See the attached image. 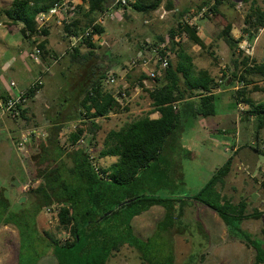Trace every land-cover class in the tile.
Masks as SVG:
<instances>
[{
  "label": "rangeland",
  "instance_id": "rangeland-1",
  "mask_svg": "<svg viewBox=\"0 0 264 264\" xmlns=\"http://www.w3.org/2000/svg\"><path fill=\"white\" fill-rule=\"evenodd\" d=\"M75 1L77 5L86 9L87 0ZM134 1L131 0L130 3ZM213 1L161 0L156 10L146 14L134 11L128 4L127 8L115 7L103 14L91 16L95 17L93 24L100 25L104 30L103 34L92 36L93 49H90L82 41L83 39L71 48L70 34L67 33L64 25L57 24L61 30H54L52 33L55 39H52L50 53L47 52L45 55L41 53L37 60V63L45 62L41 60L44 56V60L50 65L49 73L38 75L41 88L36 95L37 100L27 101L28 110L24 115L25 119L0 116V204L7 203L9 211L18 213L22 210H32L37 204L38 198L33 191L41 183L37 178L40 168L38 160L42 155L39 145L47 141L48 135L54 132V126L61 127L58 138L65 153L73 148L85 149L89 161L98 170L108 169L115 158L100 156L107 133L153 112L147 89L141 88L139 84L143 79L141 76L143 71L132 68L131 61L138 50L151 48L154 42H158V37L166 38L170 29H175L178 23L187 21L195 26L196 35L205 44L199 47L185 38L179 41L178 48L192 58L196 72L206 71L214 80L212 93L217 94L214 104L217 115L215 119H220L219 127L214 133L205 123L211 118L197 121L184 113L182 130L177 133L175 145L163 150L162 154L171 158L170 164H175L173 167H177L179 175H175L171 181L158 183V169L161 163L151 164L140 174V183L134 187V193L181 199L192 196L201 190L215 170L232 156L231 171L220 192L233 203L244 200L247 213L257 211L261 214L257 219L244 220L241 226L264 241V124L258 130L256 139L253 134L256 130V120L246 114L251 110L250 106L246 102L235 105L233 100V94L235 95L236 91L242 88L245 99L250 100L254 105L261 103L264 98V81L261 77L256 75L247 77L246 80H251L247 86L239 79L244 68L241 61L243 57L248 58L247 62L250 65L264 63V28L259 30L253 44L250 45L246 38L240 41V29L243 27V20L249 12L252 0H244V2L231 0L235 5L223 1L217 8V14L199 15L204 3ZM11 3L12 0H0L1 26L10 24L4 11ZM254 3L264 9V0H255ZM53 20L57 22V19ZM51 22L46 27L48 33ZM72 23L73 21L70 24ZM89 26L88 18L80 16L79 29L82 31H78V34L82 35L83 30ZM226 27L231 28L235 40L240 41L235 54L221 37V31ZM42 39L39 38V41ZM29 43L31 48L36 45L32 41ZM77 46L81 53H85L88 49L94 51L96 58L92 60L93 65L88 64L86 69H82L70 63L71 52ZM164 46L170 48L169 40L166 39ZM168 52L172 62L175 63L174 51ZM92 66L99 67L103 73H111L114 76L113 86L106 83V79L102 80L104 89L123 95V107L117 108L105 118L94 120L98 129L93 134L90 133V124L79 105L82 95L76 92V89L79 90L81 80L91 75V71L94 70ZM65 99H67L66 103L63 102ZM230 113L235 114L234 120L227 118L224 121V118H221ZM232 121L235 130H232ZM58 123L61 124L56 125ZM212 127L215 128V126L210 128ZM222 128L228 130L227 133L220 132ZM77 132L81 134L80 141L72 144L71 135ZM26 134L28 141L24 144L23 150L19 151L16 144L21 141V136ZM233 146L238 147L235 152H232ZM255 147L260 152H255ZM64 162L67 167L71 166L68 158L65 157ZM170 164L167 163V168ZM48 165L52 167L53 162L49 161ZM21 198L23 201L19 202ZM53 206L57 210L56 206ZM47 209L42 208L35 218V230L38 236L46 243L50 240L64 242L68 235L57 229V217L52 215V211L50 214ZM187 211L192 210L187 209ZM178 220L182 229L184 224L180 218ZM18 238V232L13 225L0 228V264H16ZM29 243L28 235L22 250V264H32L36 258L29 248ZM146 243L151 264H169L170 259L174 264H185L189 252L202 256L201 259L193 256L190 259L191 264H253L254 261L253 249L230 238L227 233L222 239L211 240L209 246L204 249L197 248L200 244L198 239L187 241L174 235L170 236V239L165 235H157ZM190 244L194 245L192 249ZM5 245H10L9 253L5 251ZM42 248L41 246L39 249L41 257L38 264H57L56 261L63 264H83L85 261L84 257L78 256V250L70 251L53 246ZM54 253L56 260L52 256ZM106 264L146 263L133 248L126 246L113 253Z\"/></svg>",
  "mask_w": 264,
  "mask_h": 264
},
{
  "label": "trees",
  "instance_id": "trees-1",
  "mask_svg": "<svg viewBox=\"0 0 264 264\" xmlns=\"http://www.w3.org/2000/svg\"><path fill=\"white\" fill-rule=\"evenodd\" d=\"M55 1L57 0H12L11 5L4 11L11 23L22 24L21 35L24 38L32 39L37 44L40 55L41 53L45 55L48 52L46 49L48 31L46 29L42 31L43 39L39 41L36 35V16L47 11ZM223 1L235 5L231 0L206 2L201 7V9L207 8L204 15L217 14V8ZM254 1H251L249 12L243 20L239 37L240 41L246 38L250 45L253 44L259 30L264 28V9L257 6ZM160 2L161 0H135L129 5L134 11L146 14L156 10ZM86 4V9L77 5L75 15L68 24H64V28L70 35L78 36V31H82L79 29L80 16L83 15L88 18L92 32L89 37L82 41L90 49H93L92 36L103 34L104 30L100 25L93 24L95 17L91 16L103 14L109 11L111 6L108 5L107 0H87ZM115 7L117 8V6L113 8ZM72 21L73 23L70 24ZM87 29H84L82 34ZM230 30L229 27L224 28L221 31V37L229 48L234 50L235 54L238 50L237 44L240 41L231 36ZM183 35L199 47L204 45L196 35L195 26L190 25L187 21L178 23L175 29L169 30L166 38L158 37V42L152 44V46L164 45L166 39L169 40L170 44V48L164 46L160 50V54L167 59V68L161 77L152 81V89L146 88L153 111H157L159 117L151 119L149 115H145L124 124L118 130H110L107 133L100 156L102 158H116V162L108 170L99 168V172H95L85 149L73 148V150L65 153V149L60 146L58 138L60 126H54V132L48 135L47 141L39 145L42 155H40L41 159L38 160L40 168L37 172V178L41 180V183L33 191L38 198L37 204L32 207V210H22L19 213L9 211L5 202L0 204V225H13L18 231V264H22V250L28 235L30 236L29 248L36 257L32 264H36L41 257V250H39L41 246L43 248L53 246L70 251L78 250V256L85 258L83 264H106L110 253L118 250L119 246L124 244L134 247L138 251L140 259L146 264H151L150 255L147 253V243L137 241L134 238L104 239L101 249L85 251L84 248L87 245H84L82 241L81 232L94 224L96 220L115 217L120 211L126 213L125 228L130 229L129 222L133 216L141 214L154 205L162 206L169 213L173 208L174 201L182 202L184 199L196 201L214 211L224 221L230 238L236 239L253 249V264H264V241L244 230L241 226L244 220L257 219L261 214L257 211L247 213V205L244 200L233 203L217 191V187L221 188L224 185L225 179L231 171L232 156L216 169L204 187L192 196L177 199L176 197L162 198L134 193L138 174L157 161L160 153L172 144L175 131L180 125L184 113L193 118H207L215 115L216 95L211 93L214 89V80L206 71L196 72L192 58L178 48ZM167 50L174 51L175 63L172 62L169 52H164ZM95 58L94 51L88 49L85 53H81L77 46L71 52L70 63L78 68L86 69L88 64L89 66L93 65L92 60ZM241 61L244 68L239 79L246 83L245 86L251 83V80H246L251 75L259 76L264 81V63L250 65L247 62V57H243ZM92 67L94 70L91 71V75H87L81 80L79 90L76 89V92L82 95L79 105H81L84 116L90 124L91 134L98 129L94 122L95 119L105 118L122 106L115 99L114 91H108L103 87L102 80L106 79L107 74L103 73L99 67ZM142 74L144 76L141 75L143 79L139 84L141 88H145L142 81L148 77L144 72ZM36 83L25 90L28 100H32L41 88V83ZM7 97L8 94H0L2 100L7 99ZM233 100L235 105L246 102L250 106L251 110L246 114L256 120V130L253 134L257 139V132L264 124V98L261 103L254 105L250 100L245 99V92L242 88L236 91L235 95L233 94ZM66 101L67 99L63 102L66 103ZM27 110L28 106L26 105L14 118L22 117L25 119L24 115ZM80 137L79 132L72 134V144L77 143ZM254 150L257 153L260 152L256 147ZM65 157L70 160V167L66 166ZM49 161L53 162L52 167L48 165ZM45 165L48 166L44 167ZM53 205L57 209V229L65 232L68 237L64 242L50 240L49 243H46L35 230V218L42 208H50ZM53 255L55 256V253ZM193 256L202 258L198 254H190L185 264H191L190 259ZM57 258L59 259V257ZM59 264H63V262L60 263L59 261ZM169 264H174L172 259L169 260Z\"/></svg>",
  "mask_w": 264,
  "mask_h": 264
},
{
  "label": "crops",
  "instance_id": "crops-1",
  "mask_svg": "<svg viewBox=\"0 0 264 264\" xmlns=\"http://www.w3.org/2000/svg\"><path fill=\"white\" fill-rule=\"evenodd\" d=\"M74 3L75 0H72ZM10 22V21H9ZM50 32L48 33L47 39V46L46 49L50 53L52 49V33L54 30L60 31V27L57 25V22L54 20L50 23ZM22 28V24L20 23H11L8 25L1 26L0 22V94H8V95H15L20 91H25L27 88L31 87L36 81L40 82L37 78H39V74L49 73L50 65L49 63L44 60L45 57L43 56L41 60L45 61L42 63H37L38 61H34L32 56L34 55V49L31 48L29 42H33L32 39L24 38L20 30ZM232 31V30H230ZM231 33V32H230ZM234 38V36L231 34ZM55 39V38H54ZM235 39V38H234ZM70 42V41H69ZM205 44V42L203 41ZM11 49V52H10ZM22 50V51H21ZM26 52V54L24 52ZM26 55L28 57L26 58ZM41 56V55H40ZM262 61V60H261ZM10 82H14V86L10 87ZM212 93V92H211ZM214 94V93H212ZM216 94V93H215ZM217 95V94H216ZM38 96H35L33 99L37 100ZM110 115V114H109ZM234 113L226 114V116H222L224 121L227 118H231L234 120ZM5 116V115H0ZM190 116V115H189ZM159 117L157 111H153L149 114V118L156 119ZM192 117V116H191ZM217 115H213L207 118H211L210 121H206V126L209 130H212L214 133L217 132V127H219L220 119H215ZM193 120L199 119H206V118H193ZM225 125V124H224ZM232 130H235L234 121H232ZM211 126H215L210 128ZM223 127V126H222ZM182 130V121L180 125L175 131L174 140L172 144L168 145L164 150L172 148L176 143V138L178 136V132ZM228 130L222 128L220 132L227 133ZM238 147L233 146L232 152H235ZM160 156L157 161L153 162L152 164L161 163V167H159L158 178L159 182L164 181H171L174 179L175 175L177 174V167L174 168L175 164H170L171 158L166 155ZM111 158V157H106ZM115 158V157H113ZM112 160V159H111ZM116 162L112 160V164ZM167 163L172 165V167L167 168ZM111 164V165H112ZM108 167V169L111 167ZM106 169V170H108ZM138 174L137 185L140 183V174ZM108 174V172H107ZM136 185V186H137ZM220 187H217V191L220 192ZM221 193V192H220ZM222 195V194H221ZM179 199V198H177ZM190 209L192 211H187ZM176 217V218H175ZM178 218L181 219L182 224L184 227L181 229V223L179 222ZM126 213L124 211H120L115 217L107 218L104 220H96L94 224L89 226L85 231L81 232V238L84 242V245H87L84 249L85 251H93L97 249H101L102 241L106 240H116V239H131L134 238L137 241L146 243L148 240L154 238L155 236H179L184 240H192L198 239L200 244L197 245L199 249H204L209 246V242L211 240H218L222 239L223 236L227 233L226 226L224 221L210 208L204 206L196 201L190 199H184L181 201H174L173 208L166 212V210L162 206H151L148 210L142 212L139 215L133 216L129 222L130 229H126ZM2 225H0V228ZM180 227V228H179ZM17 230V229H16ZM18 232V231H17ZM129 234V235H128ZM228 235V234H227ZM19 237V236H18ZM187 238V239H186ZM8 246H4L6 249L5 251L9 253L11 248ZM133 248L137 253L138 251L134 248L129 246L128 244H124L119 246L118 250L112 251L110 256L118 252L119 249L124 247ZM194 245L190 244V248L192 249ZM1 248V247H0ZM173 249V248H172ZM18 251H19V238H18V245L16 251V264H18ZM173 255V250H172ZM139 255V253H138ZM190 255V252L188 256ZM56 260V257L52 255ZM37 261L36 264H38ZM57 264H59L56 261Z\"/></svg>",
  "mask_w": 264,
  "mask_h": 264
},
{
  "label": "built area",
  "instance_id": "built-area-1",
  "mask_svg": "<svg viewBox=\"0 0 264 264\" xmlns=\"http://www.w3.org/2000/svg\"><path fill=\"white\" fill-rule=\"evenodd\" d=\"M112 1L109 8L110 10L113 9L114 6L117 7H128L127 5L131 2V0H107ZM77 4L70 0H57L53 3L51 7L47 11L41 12L36 16V35L38 38H43L42 31L46 29L49 22L53 19H57V24L64 25L68 24L75 12L77 10ZM207 11V8H202L199 15H204ZM107 12V11H106ZM105 13V12H104ZM112 17V16H110ZM190 24V23H189ZM92 28L89 27L84 34L76 36V35H69L70 40V47H74L76 43L84 38H87L91 35ZM184 35L182 39H185ZM178 41V39H177ZM164 45L158 44L157 46H152L151 48L145 49L142 48L138 50L135 54V57L131 61V67L137 68L138 70H142L145 75L148 77L147 79L143 80V86L147 89H152V81L162 76L163 71L167 68L168 62L166 57L160 54V50H162ZM168 53V51H164ZM40 56V50L35 46L34 55L32 56L34 61L38 60ZM37 83H40L36 81ZM106 83L113 86L115 84V78L111 73L106 75ZM10 87L14 86V82H10ZM115 99L119 102V104L123 105V95L121 93L116 92L114 93ZM27 94L26 91H20L15 95H8L7 99L2 100L0 98V112L1 115L9 116V117H16L19 115L20 110L27 105ZM28 134L21 136V141L18 142L17 149L19 151L23 150L24 144L28 141ZM80 141V140H79ZM94 166L95 172H99L98 168ZM51 210L48 208L47 211H52V215H56L57 211L55 210L54 206L50 207Z\"/></svg>",
  "mask_w": 264,
  "mask_h": 264
},
{
  "label": "water",
  "instance_id": "water-1",
  "mask_svg": "<svg viewBox=\"0 0 264 264\" xmlns=\"http://www.w3.org/2000/svg\"><path fill=\"white\" fill-rule=\"evenodd\" d=\"M234 1H235V2H238V1H236V0H234ZM111 2H112V1H109V2H108V5H110ZM16 185H18V183H16ZM21 201H23V198H21L19 202H21Z\"/></svg>",
  "mask_w": 264,
  "mask_h": 264
}]
</instances>
